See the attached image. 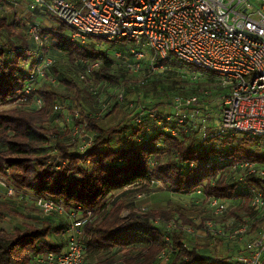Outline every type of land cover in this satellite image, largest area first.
Returning <instances> with one entry per match:
<instances>
[{
  "label": "trees",
  "instance_id": "1",
  "mask_svg": "<svg viewBox=\"0 0 264 264\" xmlns=\"http://www.w3.org/2000/svg\"><path fill=\"white\" fill-rule=\"evenodd\" d=\"M57 24L58 31L41 27L42 34L47 35L54 50L66 55L73 65L74 74L80 72L85 63L100 61L92 75L102 76L109 81L119 79L117 83L123 81L127 85L128 80L123 76L110 73L111 62L104 53L94 48L93 43L80 45L70 41L66 37L68 28L60 22ZM15 25V20L10 22L0 12V37L2 31L7 33V40L0 42V105L24 97V84L29 71L38 63L40 56L38 50L32 51L22 34H14ZM13 35L15 40H11ZM162 63L169 66L170 61ZM172 64L176 65V62ZM185 67L192 72L207 74L199 68ZM63 82L69 85L73 81ZM179 84L172 80V89ZM32 94L40 97V108L17 107L0 112V173L8 169L11 183L16 189L33 197L54 199L67 210L106 211L101 221L85 225L83 232L85 251L92 255L102 252L107 256L94 263H86L85 257L83 264H234L227 262L232 255L225 254L220 243L217 245L222 254L214 253L215 257L207 260L183 232L170 233L156 226L152 221L154 213L137 216L130 212L123 219L119 217L122 205L110 208L108 202L113 193L134 185L137 190L123 193L133 196L138 192L161 190L191 195L201 189L205 195L234 197L235 203L229 215L239 218L243 214H252L248 207L249 189H263V185L252 176L245 182H233L230 177L220 179L217 172L226 165H217L215 160L223 155L261 163L264 161L263 143L240 135L233 138L230 133L219 135L212 126L207 128L205 138L199 136L197 131L182 132L178 124L164 121L169 107L168 111H159L156 109L160 106L153 105L143 109L140 124L135 122L137 114L132 115L133 123L130 126L123 124L105 129L98 125L96 119L87 118L88 128L94 133L92 145L83 156L60 141L59 132L49 124L54 103L64 98L42 89H35ZM80 95L81 90L78 89L77 97L82 98ZM183 95L197 94L185 92ZM150 109L156 113L157 121L162 120L163 123L157 124L149 117ZM171 130H175L176 134L173 135ZM52 140L56 142L57 153H51L50 148L46 147ZM232 140L235 145L226 148L225 152L223 148H218ZM56 157L64 160L65 164L53 169V165L47 161ZM210 162L213 164L207 168ZM152 179L160 181L164 188L151 187ZM212 179L215 182L210 185ZM174 213L179 214L183 224L195 225L177 207L156 214L170 217ZM65 231V223L57 230L43 221L16 227L11 232L0 227V264H30L36 255L60 252L65 245ZM54 233L62 234L63 242L54 243L49 238ZM166 237L170 239L166 240ZM162 253L166 255L165 258L160 257Z\"/></svg>",
  "mask_w": 264,
  "mask_h": 264
},
{
  "label": "built area",
  "instance_id": "2",
  "mask_svg": "<svg viewBox=\"0 0 264 264\" xmlns=\"http://www.w3.org/2000/svg\"><path fill=\"white\" fill-rule=\"evenodd\" d=\"M17 0H0V10L15 5ZM32 13L37 8L44 9L57 22L68 28L66 37L77 44L84 45L88 39L103 42L127 41L130 44L126 55L117 54L125 69L132 73L145 72L147 76L162 72L169 66L163 61L176 60L179 64L199 68L210 75L220 86V105L218 113L209 110L203 92V100L198 95L182 96L175 94L171 98L164 121L176 123L182 132L197 131L206 137L208 127L216 134H237L245 139H258L264 144V0H26ZM27 31L40 53L39 61L30 71L24 84V97L21 101L31 100L33 108H40V97L32 94L34 85L39 81L54 84L51 74L54 60L48 57L47 35L42 34L39 23H27ZM161 62V64H160ZM100 61L85 63L77 73V79L86 82L98 67ZM199 74V72H196ZM193 78H198V75ZM146 76V75H145ZM141 84L143 82H140ZM116 101L121 103L125 97V84L117 83ZM111 103V102H110ZM109 103V104H110ZM114 105V104H113ZM196 107H202L199 112ZM58 105L55 112L65 111ZM131 111L136 110L129 104ZM135 111V122L142 123L145 106ZM100 110L94 116L100 117ZM104 112V113H105ZM149 117L157 122L156 113L149 111ZM84 113V112H83ZM80 109L71 112L74 119L82 115ZM199 116V119L195 117ZM84 121L71 129L68 143L76 151L86 156L91 147L93 135L84 131ZM214 118V121L211 119ZM160 119V118H159ZM173 135L175 130L170 131ZM55 151V145H53ZM217 165H226L233 182H245L255 177L263 189L250 188L248 207L252 214H243L239 218L229 215L235 203L234 197L224 198L205 195L201 189L191 193L195 202L204 199L208 214L195 225H181L175 219L166 222L156 219L153 223L168 232L181 231L186 238L209 242L210 245H239L241 251L227 259L234 264H264V161L234 159L219 155ZM209 163L207 168L212 166ZM7 172V169L4 173ZM223 172L218 170L217 177ZM216 177V178H217ZM215 180H211L210 185ZM138 185V184H137ZM6 188L7 195L16 192L0 178V187ZM150 186L163 189L157 179ZM137 187V186H130ZM127 187V188H130ZM125 188V189H127ZM20 198L29 199L42 212L66 214L65 245L58 252L36 255V264H83L85 243L83 228L91 222L92 212L67 210L61 203L47 197H33L18 193ZM137 202L146 199L145 193L135 196ZM145 210V206L141 207ZM170 237H166L169 240ZM187 249V244L184 243ZM163 253L161 258H165ZM215 256H213L214 258Z\"/></svg>",
  "mask_w": 264,
  "mask_h": 264
},
{
  "label": "rangeland",
  "instance_id": "3",
  "mask_svg": "<svg viewBox=\"0 0 264 264\" xmlns=\"http://www.w3.org/2000/svg\"><path fill=\"white\" fill-rule=\"evenodd\" d=\"M0 12L6 15L10 22L15 20L16 25L14 27V34H22L25 41L32 47L33 52H37L36 45L30 38L27 31V23H39L40 21L33 17L31 12H29L27 7L26 0H17L15 5L10 6L7 9L0 10ZM56 21V20H55ZM42 27V25L40 24ZM44 26V25H43ZM58 24L52 27L53 31H58ZM3 34L0 37V42L6 41V32L2 31ZM11 40H15V35L11 37ZM17 42V41H16ZM88 44H94V48L107 56L110 64L109 71L111 74H117L123 76V79H127V85L125 86V97L124 101L119 103L116 101L115 90L117 87V81H109L102 76L92 75L86 82H81L77 79V73L74 74L73 65L68 61L66 55L62 52H57L51 46L49 41L47 47L44 49L45 54L54 60L53 68L51 69L52 76L55 77L56 82L54 84L45 83L44 81H39L34 85L35 89H42L48 92H55L60 94L64 99L59 103H54V105L61 106L65 108V111L55 112L52 110V118L49 122L50 127L56 129L59 132V140L64 141L65 144L70 147L72 150H76L74 146L68 143V137L71 129L76 128L84 121V115L89 116L88 118H94L98 121V125L101 128H110L113 126L120 127L123 124L130 126L133 123L132 114L135 111L139 110V106L153 107V105L160 106L159 111H168L169 103L173 94H180L182 96L185 92H194L199 95L203 100V93L207 91L206 95L207 101L209 102L208 107L211 112L218 113V107L220 105V95L221 89L216 81L210 80L208 74L192 72L184 66L178 65L176 60L170 59L169 67L167 70L162 72H155L153 75L147 76L145 72H126L125 66L121 62V57H117L119 53L121 56L126 55L124 52L130 46L127 41H117V42H103L99 40L88 39L86 41ZM176 62V65L172 64ZM198 75V78L194 79V75ZM146 75V76H145ZM72 80V83L69 85L64 84L63 81ZM178 81L180 84L176 89H172L171 81ZM212 81V82H211ZM143 82L144 85H140ZM78 89L81 90L82 98H78ZM87 91V92H86ZM179 92V93H177ZM111 102V103H110ZM110 103V104H109ZM133 104L134 108L137 109L131 111L129 104ZM114 104V105H113ZM53 105V106H54ZM34 103L31 100L21 101L18 99L12 103H5L0 105V112H6L13 110L14 108H32ZM107 107V111H101L100 117H94L96 114L100 113V110ZM62 108V109H63ZM75 109H80L82 111V116L76 121L71 116V112ZM196 110L199 112L203 111L202 107H196ZM173 111L172 108L168 112ZM84 112V113H83ZM105 112V113H104ZM199 119L200 117H195ZM215 119L212 118L211 121ZM87 126L84 128L88 134L93 135V130L88 128V119L85 118ZM81 127V125H80ZM233 138L240 137L239 135H231ZM222 139V138H221ZM215 142L218 143V140ZM207 143V142H206ZM206 143L204 145H206ZM53 145L56 146L55 140H52L46 144V147L51 150V153H57L53 150ZM235 145L234 140L228 142L226 146L219 145V149L223 148L225 152L226 148H231ZM48 164L53 165V169H57L59 164H65V161L56 157L47 161ZM230 171L228 167L223 168V172L220 174L221 178L230 177ZM0 178L6 182L7 185H12L10 179V171L7 169V172L0 173ZM14 187V186H13ZM15 188V187H14ZM17 190L18 193H25L22 190ZM126 190H137L136 187H130L113 193L109 198V206H118L122 205L119 217L125 218L129 216L130 212L135 213L137 216H140L143 213H154L152 215V221L160 219L164 222L175 219L181 225H189L182 223L181 218L178 213H174L170 217H162L156 213L160 211H168L172 208H179L182 211V214L189 220L194 221V224L201 222L205 218L204 215L208 214L206 209V203L204 199L195 202L193 195H179L171 192H164L161 190H156L154 192L145 191L146 199L144 201L137 202L135 196L139 193H135L133 196L124 194L127 193ZM18 193L12 195H7L6 188L0 187V219L4 217L8 218V225L6 226V232L13 231L14 228H21L23 225L34 223V222H47L51 224L55 229H59L62 224H66L67 217L66 214H56L53 212L45 213L42 212L33 202L29 201L26 198H20ZM28 194V193H26ZM112 202V203H111ZM132 204V206H130ZM145 206V210H141V207ZM132 207V208H131ZM113 208V207H112ZM230 212V211H229ZM106 211L103 212H94L92 213L91 222L89 224L98 223L102 220V217L106 215ZM161 227V226H160ZM54 243L57 241L63 242L62 234L54 233L49 237ZM195 243V246L198 247V251L206 256L207 260H210L214 256V253H221V248L219 245L212 246L204 241L192 240ZM215 248V249H214ZM225 255V254H224ZM106 254L97 253L92 255L88 252H85L86 263H94L99 260H104ZM37 260L32 259L30 264H36Z\"/></svg>",
  "mask_w": 264,
  "mask_h": 264
},
{
  "label": "crops",
  "instance_id": "4",
  "mask_svg": "<svg viewBox=\"0 0 264 264\" xmlns=\"http://www.w3.org/2000/svg\"><path fill=\"white\" fill-rule=\"evenodd\" d=\"M25 1V0H24ZM30 12V11H29ZM33 15V17H35L36 19H38L40 21V24L42 25L43 28H52L53 26L57 25V22L55 21L54 18H52L44 9L42 8H37L34 12L31 13ZM44 25V26H43ZM1 214V211H0ZM1 217V216H0ZM8 221L9 219L4 217L3 219H0V227L3 230H7L6 226L8 225ZM222 250H224L225 254L227 252V254L229 255H235L237 253H239L241 250V247L239 245H232V244H228L226 246H224L222 244ZM224 254V253H223Z\"/></svg>",
  "mask_w": 264,
  "mask_h": 264
}]
</instances>
